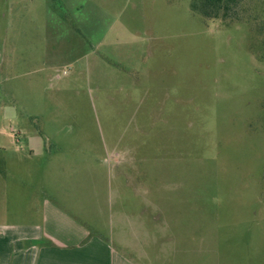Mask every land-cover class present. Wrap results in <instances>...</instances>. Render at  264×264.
Masks as SVG:
<instances>
[{"label": "rangeland", "instance_id": "rangeland-1", "mask_svg": "<svg viewBox=\"0 0 264 264\" xmlns=\"http://www.w3.org/2000/svg\"><path fill=\"white\" fill-rule=\"evenodd\" d=\"M257 2L225 26L192 0H0V196L43 187L135 264H264Z\"/></svg>", "mask_w": 264, "mask_h": 264}, {"label": "crops", "instance_id": "crops-1", "mask_svg": "<svg viewBox=\"0 0 264 264\" xmlns=\"http://www.w3.org/2000/svg\"><path fill=\"white\" fill-rule=\"evenodd\" d=\"M139 45L137 51L134 46L117 42L109 46L119 48L122 53L118 58L128 66L141 67L146 47ZM30 141L34 156L43 155V139L35 136ZM4 181L5 178H0V190ZM24 186L23 182L16 183L0 196V213L11 215L0 220V264H135L126 250L117 249L110 240L93 233L64 210L58 198L45 197L43 187L29 193L28 186ZM23 190L25 198L32 201H26L21 210ZM9 200L12 201L10 208Z\"/></svg>", "mask_w": 264, "mask_h": 264}, {"label": "trees", "instance_id": "trees-1", "mask_svg": "<svg viewBox=\"0 0 264 264\" xmlns=\"http://www.w3.org/2000/svg\"><path fill=\"white\" fill-rule=\"evenodd\" d=\"M249 1L252 0H192L191 8L206 19L220 20L225 26H228L245 19L243 13L249 12L248 8L251 5L248 4ZM259 7L264 9V0H258L254 11H258ZM257 31L264 35V23L257 25Z\"/></svg>", "mask_w": 264, "mask_h": 264}, {"label": "clouds", "instance_id": "clouds-1", "mask_svg": "<svg viewBox=\"0 0 264 264\" xmlns=\"http://www.w3.org/2000/svg\"><path fill=\"white\" fill-rule=\"evenodd\" d=\"M212 202L215 204L222 203V198L221 197H213Z\"/></svg>", "mask_w": 264, "mask_h": 264}, {"label": "built area", "instance_id": "built-area-1", "mask_svg": "<svg viewBox=\"0 0 264 264\" xmlns=\"http://www.w3.org/2000/svg\"><path fill=\"white\" fill-rule=\"evenodd\" d=\"M64 74H66V71L64 72Z\"/></svg>", "mask_w": 264, "mask_h": 264}]
</instances>
